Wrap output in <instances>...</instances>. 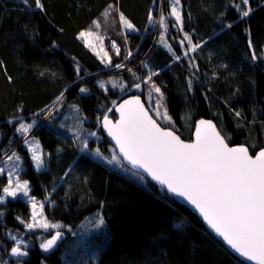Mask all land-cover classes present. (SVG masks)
I'll use <instances>...</instances> for the list:
<instances>
[{"label": "trees", "instance_id": "1", "mask_svg": "<svg viewBox=\"0 0 264 264\" xmlns=\"http://www.w3.org/2000/svg\"><path fill=\"white\" fill-rule=\"evenodd\" d=\"M41 2L43 10L34 0L30 7L23 0H0V164L21 154L20 178L29 182V194L44 204L48 221L68 229L44 253L36 237L44 234L47 240L53 231L28 230L30 204L23 198L7 200L0 204V264L18 262L11 255V233L31 242L20 263L63 264L65 246L81 241L76 236L84 233L83 226L99 220L104 230L89 237L97 246L98 264H244L163 190L120 159V168L108 163L105 158L116 151L96 119L102 121V107H111L109 98L118 103L135 93H104L97 82L120 71L132 85V71L144 84L150 72L183 139H192L198 119L211 118L231 145L245 144L256 153L264 147V0L248 5L242 0H180L182 30L169 16L173 0ZM237 4L250 7V15L241 17ZM121 13L134 31L124 27ZM161 14L167 18L165 42L171 51L160 43L162 26L156 22ZM177 26L182 34L176 35ZM89 31L99 37L101 52L80 38ZM73 107L77 113L69 112L71 119L62 123L63 112ZM110 116L115 117L114 110ZM22 123L32 124L28 133L17 131ZM31 138L43 148V171L35 170L25 147Z\"/></svg>", "mask_w": 264, "mask_h": 264}, {"label": "snow or ice", "instance_id": "2", "mask_svg": "<svg viewBox=\"0 0 264 264\" xmlns=\"http://www.w3.org/2000/svg\"><path fill=\"white\" fill-rule=\"evenodd\" d=\"M23 3L29 5V0H23ZM34 3L37 9L43 10L44 5L41 0H34ZM248 3L249 0H242L243 5ZM179 5L180 0H173L169 16L174 17L182 30L183 17ZM235 7L241 17H248L252 11L250 7L241 8L240 4ZM120 20L125 28L135 30L134 25L122 13ZM149 20L152 21L151 16ZM158 23L167 31V18L163 14ZM96 27H99V24ZM92 35L91 31L81 32L80 38L86 40ZM185 39L191 43L190 37L186 36ZM160 42L169 51L172 50L171 46L165 42L164 36L160 37ZM249 45L251 47V41ZM195 47L196 45H193L192 50H195ZM253 58H255L254 52ZM116 67L119 68L121 65L118 64ZM148 79L151 80V75ZM100 87L103 88L104 84H100ZM136 87L139 88L140 85L137 84ZM152 88L156 93H160V89L154 84ZM86 91L85 88L80 89L82 93ZM160 95L163 94L160 93ZM61 98H58L57 102ZM156 107L158 116L165 120L170 119L166 109L163 112L159 110L162 107L160 103H157ZM118 111L120 114L118 122L113 123L104 116L102 126L116 142L124 159L134 168L148 173L169 192L183 197L193 205L213 231L240 256L254 261L255 264H264V150H260L253 157L249 154L247 147H229L216 126L211 121L205 120L199 122L195 141L185 143L174 131L161 128L148 114L139 97L124 101ZM31 128L32 125L22 123L17 131L24 134ZM82 143L86 149L87 143ZM30 152L36 169L41 170L45 160L40 144L33 141ZM95 155L103 158L99 149H96ZM8 159L19 161L20 157L13 154ZM113 161L119 162L115 154L109 163ZM3 174L4 169L0 168V175ZM14 176L15 173H9L8 185L3 187V194L15 199L20 193L29 198L33 209V223H28L27 228L29 230L37 227L60 228V225L50 224L43 217L44 204L38 205L35 198L29 196V183L21 181L18 176L13 178ZM4 202L0 198V204ZM37 207L41 210L40 212L37 211ZM100 223L102 224L103 220ZM60 235L57 232L52 239L41 245L45 252L55 246ZM11 238L16 240L15 236ZM21 243L16 240V246L11 249V255L15 257L28 255L27 251L21 247ZM17 264H20V261Z\"/></svg>", "mask_w": 264, "mask_h": 264}, {"label": "rangeland", "instance_id": "3", "mask_svg": "<svg viewBox=\"0 0 264 264\" xmlns=\"http://www.w3.org/2000/svg\"><path fill=\"white\" fill-rule=\"evenodd\" d=\"M180 5H181V2H180ZM181 7H182V5H181ZM159 25L160 24L158 22H156V26L159 27ZM177 27H178V31H177L176 35L178 33L182 34V31L180 30L179 26H177ZM167 33H168V28H167V31H165L164 28L162 27V30H161L160 34L162 36H164V38H166V36L168 35ZM97 40L98 39L96 37H94L93 35L86 39V41H88L90 46H92L95 50L99 49V52H101L100 51V47L98 48ZM133 55H134V53L129 52L128 56L130 57V62L134 61V56ZM129 73L133 76V79L136 80V83H134L132 85H129L128 82L126 81V78L122 76L123 73L118 71V72H115L113 74V76L109 77L108 79L106 78L107 80L106 79L105 80L100 79L97 82V87H98L99 90L103 91L104 93H108L110 90H114V91H118L121 95H125V93H135V94H138V95L145 94L146 95L145 96V103H146L147 107L149 108V110L151 111V113L154 116V118L162 126L168 127V128H171V129H175L176 128L175 121L172 119V117L169 114L168 107H167V104H166L164 96L160 95V93H162L161 90H160V93H156L155 90L152 88V85L154 83L151 80L146 79L144 84H142L140 79L136 76V74H134L132 71H129ZM149 75H150V72H149ZM149 75H147V76L149 77ZM100 84H104V87L101 88ZM137 84L140 85L139 88L136 87ZM89 91L90 90H88V93L90 94ZM108 102H110L111 107H108V106L106 107V105H105V107H102V110L105 112L104 116L111 117L110 115H112V111L114 110V108H115V106L117 104V101L113 100L112 98H109ZM157 103H160L162 105V107L159 109L161 112H163L165 109L167 110V115L170 118L169 120H165L164 118H162L161 116H158L156 114L157 113V107H156ZM69 112H72V113L76 114L77 113V109L73 107V108H71V111H68V112H65V113L63 112V114H62L63 115L62 123L65 122L66 119L70 118V117L67 116V114ZM52 117H53V119H55L56 115H53ZM72 122L74 123V120H72ZM96 122L99 123V124L101 123L100 119H96ZM30 125H32V124H30ZM33 141H36V142L39 143V141L37 139H35V138H31L29 140H26L25 147L29 151H30V146L32 145ZM40 147H41V149L43 151V148H42L41 144H40ZM43 153H44V151H43ZM30 154H31V152H30ZM12 155H10V156H12ZM15 155L20 157L19 161L10 160L8 162L7 160L10 157L9 156V157H7V160H5V162H2L0 164V168H3L5 170L4 174L0 175V177H3V176L5 177L3 179V181L0 180V198H2L5 201L2 204H6V201L9 200V199H14V198H12L10 196H4V194H3V187H6L8 185L9 173L10 172L15 173V176H18L20 178V172L23 170V167H24L23 166V159H22L21 154H19V153L17 154L16 153ZM113 155L114 154H112L109 157L105 158L108 161V163H109L110 160H112ZM115 155H116V157H117V159L119 161V157H118L117 153ZM44 160H45V154H44ZM3 163L7 167H2L1 165ZM109 164L114 166V167H118V168L122 167V165L119 162L117 163L116 161H113L112 163H109ZM33 165H34L35 170H37L36 167H35L34 161H33ZM45 168H46V166L44 164L43 168L41 170H37V171H43V170H45ZM15 176L13 178H15ZM20 180H21V178H20ZM21 181H24V180H21ZM29 188H30V184H29ZM29 196L32 197L30 194H29ZM18 198L25 199L30 204V207L32 208L31 201L29 200L28 197H24L22 194L18 193L17 198H15V199H18ZM37 204L39 205L40 202L37 201ZM32 211H33V209H32ZM37 211L38 212L41 211L39 209V207H37ZM42 214H43V212H42ZM43 217L45 218L44 214H43ZM92 218H96V216L89 217L87 219V222L89 220H91ZM37 219H39V217H37ZM48 222L50 224H58V225H60L61 226L60 228L62 230L60 228L43 229V228L37 227V228L32 229V231H36V230L37 231L41 230V231H44V232L53 231V235L47 240L52 239L56 235V233L59 232L61 235H60V238L56 241L55 246H53V248H55L66 237L65 233H64V230L68 229V228L66 226H64L63 224L59 223V222H50V221H48ZM28 223H33L32 218H31V220L29 222H27L25 224L26 228H27V224ZM90 224H93V223H89V224L84 225L83 226L84 233L79 235V236L77 235L78 237L76 236V238L81 239V241L74 240L72 243H70L69 245L65 246L64 254H63V257H62L63 258V264H78L79 261H83L84 264H98V262H99V254L96 252V247L97 246L95 245V243H90L89 242V237H90V235L92 233H97L100 229L104 230V225H103V223L102 224L100 223V220L97 221L96 223H94L93 224L94 226H91ZM86 228H88V229H86ZM98 234H99V232H98ZM12 236H14L12 233L8 234V238L11 239V240H13L11 238ZM42 236H44V234L43 235H38L36 237L37 240H39L40 243H41L39 245V248H40V250L42 252L48 253L53 248L50 249L47 252L44 251V249L41 247V245L43 243L47 242V240H43L41 238ZM16 240H19V241L22 242L21 243V247L23 248V250L27 251V253H28V248L30 247V243H31L30 240H27L24 237H16ZM16 240H13L14 243H15L14 247L16 246ZM25 257L26 256H23V257H15L14 256V258L17 259L18 261H20L22 259H25ZM20 264H23V263H20ZM42 264H48V263L44 260L42 262Z\"/></svg>", "mask_w": 264, "mask_h": 264}, {"label": "water", "instance_id": "4", "mask_svg": "<svg viewBox=\"0 0 264 264\" xmlns=\"http://www.w3.org/2000/svg\"><path fill=\"white\" fill-rule=\"evenodd\" d=\"M135 97H139L140 101H141V104L144 106V108L148 111V114L154 119V116L152 115L151 111L149 110V108L147 107L146 103H145V100L144 98L141 96V95H138V94H133V95H130V96H127L125 98H123L121 101H119L115 108H114V114H115V117H108V119H110L113 123H116L118 122L119 120V111H118V108L119 106L124 103V101L126 100H129V99H133ZM201 120H205V121H211L215 126H216V129L217 131L220 132V134L225 138V136L221 133V131L219 130V127L216 123V121H214L213 119L211 118H200L198 119L196 122H195V125H194V128H193V132H192V139L191 140H185L183 139L179 133H177L176 130L174 129H171V128H168V127H163L157 120L156 122L160 125L161 128L165 129V130H172L175 132L176 135H178L181 140H183L185 143H193L195 141V132H196V129L199 127V122ZM101 130H102V133L103 135L106 137V139L109 141V143L112 145V147L115 149L119 159L123 162V164L128 168L130 169L132 172L134 173H139V175L143 176L145 179H147L150 183H152L153 185H155L156 187L160 188L161 190H163L169 197H171L172 199H174L178 204L184 206L186 209H188L193 215H195L201 222L202 224L204 225L205 229L216 239L218 240L226 249L227 251L232 254L234 257H236L239 261L243 262L244 264H255L254 261H249L247 260L245 257H242L240 256L234 249H232L226 241L223 240L222 237H220L219 235L216 234L215 231H213V229L208 225V223L204 220L203 216L200 214V212L193 206L191 205L187 200H185L183 197H179V196H176L175 194L169 192L166 187L160 185L157 181L153 180L152 177L144 172L142 169H138V168H134L126 159H124L123 155L120 153L119 151V147L116 145V142L112 139V137H110L108 135V132L107 130L102 126V121H101ZM225 142L229 145V147H239V146H244V147H247L248 150H249V154L252 155L253 157H255L260 150H264V147L257 150L256 153H252L251 150L249 149V147L245 144H239V145H231L228 140L225 138Z\"/></svg>", "mask_w": 264, "mask_h": 264}]
</instances>
